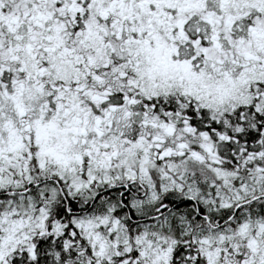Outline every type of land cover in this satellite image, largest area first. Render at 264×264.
I'll use <instances>...</instances> for the list:
<instances>
[{
	"label": "snow or ice",
	"instance_id": "6c2138e0",
	"mask_svg": "<svg viewBox=\"0 0 264 264\" xmlns=\"http://www.w3.org/2000/svg\"><path fill=\"white\" fill-rule=\"evenodd\" d=\"M0 264H264V0H0Z\"/></svg>",
	"mask_w": 264,
	"mask_h": 264
}]
</instances>
